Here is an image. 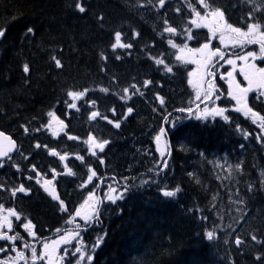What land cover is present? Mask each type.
<instances>
[{
	"label": "trees",
	"instance_id": "1",
	"mask_svg": "<svg viewBox=\"0 0 264 264\" xmlns=\"http://www.w3.org/2000/svg\"><path fill=\"white\" fill-rule=\"evenodd\" d=\"M76 3L77 0H0V28L6 29L4 38L0 39V129L19 142L21 153L30 150L32 155H40L43 150L35 148L37 143L59 144L49 141L43 126L49 111L55 109L61 113L60 108L69 100V90L88 89L89 98L95 101L94 108L101 116L92 122L89 115H72L67 120L69 135L78 139L62 140V143H81L89 132L101 131L102 138L108 134L109 139L111 133L112 145L119 153L125 151L120 147L147 128L151 111L158 115L162 112V117L189 105L188 99L178 102V97L185 95L184 88L188 93V69L177 62L176 51L168 44L170 38L163 29L165 19L177 31L190 25L189 18L195 16L190 3L198 11H205L197 0L167 2L166 13L159 9L158 0L151 3L148 0H82L84 13L76 9ZM209 3L222 8L229 23L241 26L248 22L247 14L264 5V0H209ZM253 15L264 23V11H255ZM28 28L33 33H28ZM117 31L122 33L123 43L132 44L131 48L112 49ZM181 37L182 33L177 35V39ZM53 56L61 60L62 67H56ZM152 57L163 59L173 72L156 65ZM24 64L29 65L28 73L23 71ZM145 80L152 83L143 87ZM132 85L140 88L143 95L132 94ZM124 88H129L134 98L143 99L144 104L139 107L145 110L143 119L135 115L123 121L113 115L111 109L122 112L121 108L132 104L131 98L121 99ZM156 95L164 97L163 106L152 103ZM103 116L119 121L120 127H114ZM24 127L28 128L27 133ZM169 133L173 164L168 176L157 183L131 187L111 207L112 211L102 216L105 226L99 236L103 239L92 254L91 264H264V243L260 242L264 241V191L241 199L248 213L244 216V226L239 228L235 224L238 217L233 215L232 201L236 184L232 177L222 178V172L226 171L210 159L226 151L228 159L233 160L238 150L237 137L228 127L196 121H183L175 129L170 128ZM16 159L0 167V184L5 189L0 190V203L22 214L20 221L12 218L13 231L8 232L9 235L19 232L25 239L16 241L20 247L23 242L29 243L28 233L19 231L26 219L35 225L41 239L50 237L55 229L67 227L72 213L82 202L83 183L79 181L89 175V165L80 164L78 170L70 164L72 172L73 168L78 172L64 173L66 179L59 191L65 211L35 183L29 187L31 195L11 196L10 190L20 185L15 165L24 172L36 165L49 176L51 169L61 172L54 158L48 164L37 158L41 165L14 164ZM122 162L120 154V164H113V169L122 167ZM251 163V169L256 170L258 163ZM95 165L104 174L100 160ZM255 184L256 181L252 185ZM247 185L249 180H244L243 193L249 192ZM177 186L180 191L175 197L163 196L161 189L173 190ZM208 231H214L216 238L209 240ZM237 233L243 239L240 247L235 244ZM252 235L257 236V241L251 239ZM5 243L0 241V246ZM88 243V246L94 244ZM9 253L15 256L14 252ZM258 256L261 259H256Z\"/></svg>",
	"mask_w": 264,
	"mask_h": 264
},
{
	"label": "snow or ice",
	"instance_id": "2",
	"mask_svg": "<svg viewBox=\"0 0 264 264\" xmlns=\"http://www.w3.org/2000/svg\"><path fill=\"white\" fill-rule=\"evenodd\" d=\"M149 3H151V0H148ZM166 0H158V4L160 8H163L165 6ZM197 3L200 5L202 9H204V14L201 15V12L196 9L194 5L191 3L189 4V8L194 13L195 17L197 19H193L190 21L191 24L195 25L196 27H207L209 29V32L212 34V37H215L217 33H219V39L221 44L225 42V37H228L229 42L234 46H240L243 47L245 45L249 44H258L259 45V58L264 60V23L261 22L260 19H257L253 12L255 11H264V5L260 7H256L253 9V11H250L247 14V21L244 25V27H235L233 24L229 23L225 16V11L220 7H214L211 3H209V0H197ZM76 9L80 13H84L86 11L85 7L82 4V0H77V3L75 4ZM143 7V5H141ZM177 12L180 11L179 8L176 9ZM103 19V17H100ZM198 21H201L202 23H198ZM164 24L166 25L163 29L164 33L171 34L173 36L180 35L181 33H178L177 28L173 27L169 24L168 20H164ZM246 29V30H245ZM186 32H188L187 39L192 40L193 36L190 33V30L186 29ZM28 33H33L32 28L27 29ZM6 33V29L0 28V39H3ZM139 33H134V36H138ZM114 39L115 42L112 44V49L115 50L117 48L126 49L131 48V43H123L122 42V33L117 31L114 33ZM168 44L176 49L179 48L180 55L176 56V59L178 61H183L185 63H195L198 66L197 72H190L189 77L197 76V80L193 81L192 79H189L188 83L193 86V88L196 90L195 94V101H200L201 103H204L206 101H211L214 106L207 107L205 106L203 109L200 108V104H196L195 111L192 107L188 108H180L177 109V111L180 112H188L190 114H194L197 119H207V117L211 116L213 118L220 117L225 122H231L230 117L226 115V112L229 111L227 108L219 107L215 105V102L213 100V97L215 96V99H219L220 95L217 94V86L214 83L213 80L206 79L207 77H215V72L212 70L216 67V65L213 63L214 58H218L219 60H225V53L221 51L219 48H216L215 50L210 48V41L205 42L202 44L199 48H189L187 44H184L183 47H180L177 45L172 39H169ZM187 54V55H185ZM197 56L199 58H197ZM104 59H107L106 57H102ZM120 57H117L119 59ZM249 58L252 60L257 59V53L254 51H248L246 54L238 56L237 59L244 61V66L240 69L241 73L244 76V79L247 81V86H241L239 82L236 81L235 77L233 76V72L236 68V59L228 58L226 59V63L229 65H232L233 71H229L227 73L228 77V92L227 96L235 101L236 107L234 110L236 112L242 113L245 118H251L253 124H257V126L260 129V132L256 134V139L258 142L264 143V114H261L260 111L254 110V107L250 105L249 103V94L255 93V97L253 100V104H264V67H257L254 63H249ZM52 59L55 62V65L57 68L62 67L61 60L58 59L56 56H53ZM156 65H163L166 72L171 73L173 72V68L165 63L163 59L152 57ZM29 65L24 64L23 65V71L25 73L29 72ZM224 77L221 76V79ZM152 82L150 80H145L143 87H147ZM205 84L207 87H205ZM131 88L134 90L132 94L139 93L140 95H143V93L140 91V88H138L136 85H132ZM88 89H84L83 91H73L69 90L67 92V96L70 98L72 103L68 104L69 108L76 109L77 105L75 101H78L82 99L86 93L88 92ZM101 91L107 92L108 89H101ZM130 89L124 88L123 89V96H121V99H130ZM160 105H164L165 101L162 97L157 96ZM194 102V101H192ZM190 102V103H192ZM65 103H68L65 101ZM91 104L94 105L95 101H91ZM78 110V109H77ZM113 115H115V108L111 109ZM133 112V108L129 107L127 109V114H131ZM48 115L52 117L51 120H49L48 124L43 126L47 127L49 129L53 128V123L57 124L59 126L58 130H54L53 134L58 135L59 131L63 130L64 123L62 120H59L54 113L49 112ZM100 112L93 111L90 114V119L95 120L97 117H100ZM102 119L106 120L108 123L113 124L114 127L119 128L120 122L119 121H113L110 120L107 116L101 117ZM124 118H127V115H125ZM164 121H168V117L165 116ZM237 131H243L239 125L236 126ZM40 129H36V131H39ZM25 133L28 132V128L24 127ZM166 128L160 127L158 134L155 136V142L157 145V151L160 153V156L162 158L161 162H158L159 171H157L156 175H159L160 172H162L165 168L168 167V162L166 159H163V157L166 154V150L168 148L167 142H165L164 147H161V141L162 138L166 136ZM243 135L245 139L248 138L251 133L244 131ZM69 139H78L77 137H71L69 136ZM89 145V151L93 156L97 155V152L95 150H99V152H103L105 150V147L110 143L109 140H98L93 135L89 134L87 141H85ZM16 141L12 138L11 135L6 134L4 131H0V158L7 157L8 159H11L10 153L16 150ZM37 148H40L41 145L39 143L36 144ZM47 148V145L44 146ZM243 147V146H242ZM49 154L53 156H59V159L61 161H65L67 158V154L60 155L58 152H56L54 149H49ZM167 154L170 156V152H167ZM27 159V157H25ZM76 159L81 160V162H84V157L77 155ZM100 163L103 164L104 160L101 158ZM17 170L19 171V165H15ZM0 167H3V163H0ZM218 167L223 168L224 171L228 173V177H231L234 172H238L242 169V165L240 163H237L235 165V168H233V165L227 164L225 167L224 165H218ZM65 168H67V165L65 164ZM30 171L35 173L36 182L39 184L41 183V177L46 176V173H41L36 165H32ZM51 172L53 173L52 179H43V186H45V191H49V186L53 185V181L55 180L56 176V170L51 169ZM67 172L69 175H74L72 170L70 168H67ZM89 175L87 176V180L84 182L82 186H87L88 183H91L93 181L94 177H97V172L92 169L90 166L88 168ZM191 175V173H190ZM34 177L29 176L27 179L31 180ZM219 178V176H218ZM102 182V181H101ZM149 183L148 180L141 181V184H147ZM261 183H264V181H261ZM95 187H99V184L95 185ZM0 190H5L4 185L0 184ZM130 188L127 184L126 178L123 186L121 188L114 187L112 185H108V190L103 193V196H97L95 190L89 192L87 199L83 202V204L80 205L78 209H76L74 216L79 218L83 224H76V230L67 231L63 236H61L58 240L52 241L51 243H43L42 245V251L37 252V248L30 245L27 242H23L20 247H17L16 241L20 240L23 241V237L20 235L19 232L15 233L14 235H9L7 231H3V229H7L8 231L13 230V221L12 217L15 218V220L20 221L22 214L19 213L15 208H5V206L0 203V241H6L3 246H0V254H4V258H0V264H17L18 261H25V264H27L28 257L26 256V253L22 249H30V259L32 261V264H36L37 261H46V264H61V262L68 256L77 257L76 264H84L86 261L87 264H91V262L94 259V256L92 254H88L87 250L84 249L79 244L75 246L74 251L69 252L68 248L64 249L63 255L58 256V246L60 244H70L72 240H77L80 237V230H86L88 226H91L94 223H99L100 216H101V206L105 202H110L112 204H115L117 201L122 200L125 195L129 192ZM248 190H252V185H249ZM163 196L165 197H175L177 193L180 191V188L177 186L173 190H168L167 188L161 189ZM31 192L30 188H26L24 184H20L17 187H13L10 190L11 196L15 197L17 193H23L25 195H28ZM55 189L52 187L50 194L53 195L54 199H59L57 195L54 194ZM237 194H239V190H237ZM215 199V197H213ZM61 207L63 210H67L66 206H64L63 201H60ZM242 203V201H241ZM6 213V214H5ZM204 219H207V217H204ZM68 223H73V220L70 219ZM21 227L28 233L30 237L33 239L36 238V232L34 231L35 225L32 223L31 220H27V222H23L21 224ZM59 232L60 229H57ZM206 237L209 240H212L216 238V234L214 231H208L206 233ZM103 237H100L97 239V242L95 245H93V251L96 247H99L100 243L102 242ZM251 239L253 241H257V236L252 235ZM261 243H264V241H260ZM235 243L237 246L241 245L242 241L239 237L236 238ZM9 252H14L15 256H9ZM256 259H261V257H256ZM68 264H71V261H68Z\"/></svg>",
	"mask_w": 264,
	"mask_h": 264
},
{
	"label": "flooded vegetation",
	"instance_id": "3",
	"mask_svg": "<svg viewBox=\"0 0 264 264\" xmlns=\"http://www.w3.org/2000/svg\"><path fill=\"white\" fill-rule=\"evenodd\" d=\"M214 45H216L218 47L217 44L210 43V48L213 50H215ZM238 47L239 48H237V49H233V48L223 49V52L225 53V60L215 59V61L213 63L216 65V67L214 69H212L215 72V77L214 78L213 77H207L206 79H208V80L214 79V83L217 86V94L220 95V98L215 99V96L213 97L215 105L229 109V111L226 112V115H228L230 117L231 122H225L222 118H220L222 120V123H225V124L228 123V124L233 125L234 127L237 125L246 126L248 128L249 133H251V136H253L257 132L258 133L260 132L259 127L257 126V124H253L251 118H245V116L242 113L236 112L234 110V108L236 107L235 101L227 96V92H228L227 73L229 71H233V68H232V65L227 64L225 61L228 58L236 59V68H235V71L233 72V76L235 77L236 81L241 84V86H247V81L244 79V76L240 71V69L244 66V61L237 59V57L246 54L248 51L256 52L258 58L255 60H252L251 58H249L248 62L254 63L258 68L264 67V60L259 58L260 54H259V45L258 44H249V45H245L243 47H240V46H238ZM221 76H223L224 78L221 79ZM205 87H207L206 84H205ZM254 97H255V93L249 94L250 105H252L254 107V110L260 111L261 114H264V104H253L252 102L254 100ZM199 104L203 105V104H213V103L211 101H206L204 103L199 102ZM239 140L242 141V139H239ZM250 140H252V137ZM110 178H112V177L109 175L108 180H110ZM111 180H114L116 184H119L118 178H112ZM101 186H102V182L100 183V187ZM102 210H103V206L101 207V211ZM94 225H98V223H94L91 226H88L86 231Z\"/></svg>",
	"mask_w": 264,
	"mask_h": 264
},
{
	"label": "rangeland",
	"instance_id": "4",
	"mask_svg": "<svg viewBox=\"0 0 264 264\" xmlns=\"http://www.w3.org/2000/svg\"><path fill=\"white\" fill-rule=\"evenodd\" d=\"M198 23H202L201 21H198ZM193 27L194 28H198V29H200V30H203V29H205V28H207V27H196L195 25H193ZM208 29V28H207ZM219 34V33H218ZM208 37H209V39L212 41V44L215 42V40H217L218 41V43L220 44V46L223 48V49H229V48H233V49H237V48H239L238 46H236V47H234L230 42H229V40H228V37L226 36L225 37V42L223 43V44H221V42H220V39H219V35H218V37H212V34L210 33L209 35H208ZM184 45V44H183ZM183 45L182 46H180V47H183ZM181 53H180V51H179V48H178V55H180ZM185 55H187V54H185ZM197 58H199L198 56H197ZM215 59L216 58H214L213 59V62L215 61ZM183 62V61H182ZM185 63V62H184ZM188 64H190V65H193L194 66V69L192 70V72H197V70H198V66H197V64H195V63H188ZM197 76H193V77H190V79H192L193 81H196L197 80ZM191 86V88H192V92H196V90L193 88V86L192 85H190ZM205 106H207V107H212V106H214L213 104H206V105H204L201 109H203ZM194 118L196 119V120H201V121H207L208 119H212L213 117H211V116H209V117H207V119H197L196 118V116L194 115ZM215 118H220V117H215ZM51 119H52V117H51ZM58 125L57 124H55V123H53V128L52 129H50V132L53 134V132H54V130H57L56 129V127H57ZM157 134H155V136H156ZM155 136H154V138H155ZM153 138V139H154ZM154 141H155V139H154ZM156 143V142H155ZM164 144H165V139L164 138H162V141H161V147L163 148L164 147ZM156 148H157V145H156ZM166 153H167V150H166ZM160 154V153H159ZM221 164H223V163H221ZM109 203V202H108ZM235 212H238L239 214H240V210L239 209H236L235 210ZM55 240H58V239H53V240H49V241H46L47 243H51L52 241H55ZM78 240H79V242H80V240H81V238L79 237L78 238ZM45 243V242H44ZM42 245H43V243H42ZM78 245V244H77ZM77 245H75V246H77ZM80 246H82L84 249H85V246L83 245V244H81V242H80V244H79ZM75 246L73 247V250H74V248H75ZM40 251H42V246L40 247V249H39V252ZM89 254V253H88ZM76 259H77V257H75L74 259H68L67 260V264H68V261L70 260L71 261V264H73V263H76ZM43 262H46V261H43ZM28 264H31V263H28ZM84 264H87V262L86 263H84Z\"/></svg>",
	"mask_w": 264,
	"mask_h": 264
},
{
	"label": "water",
	"instance_id": "5",
	"mask_svg": "<svg viewBox=\"0 0 264 264\" xmlns=\"http://www.w3.org/2000/svg\"><path fill=\"white\" fill-rule=\"evenodd\" d=\"M17 146V145H16ZM17 148V147H16ZM13 152H15V150L13 151ZM13 152H11V153H13ZM2 158H0V160H1Z\"/></svg>",
	"mask_w": 264,
	"mask_h": 264
},
{
	"label": "bare ground",
	"instance_id": "6",
	"mask_svg": "<svg viewBox=\"0 0 264 264\" xmlns=\"http://www.w3.org/2000/svg\"><path fill=\"white\" fill-rule=\"evenodd\" d=\"M174 106V105H173Z\"/></svg>",
	"mask_w": 264,
	"mask_h": 264
}]
</instances>
